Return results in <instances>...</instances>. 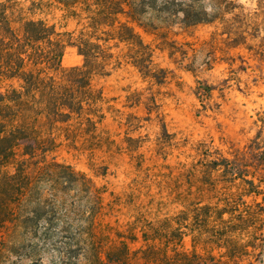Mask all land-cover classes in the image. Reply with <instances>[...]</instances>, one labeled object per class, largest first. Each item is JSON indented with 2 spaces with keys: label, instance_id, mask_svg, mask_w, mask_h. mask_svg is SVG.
I'll return each instance as SVG.
<instances>
[{
  "label": "rangeland",
  "instance_id": "rangeland-1",
  "mask_svg": "<svg viewBox=\"0 0 264 264\" xmlns=\"http://www.w3.org/2000/svg\"><path fill=\"white\" fill-rule=\"evenodd\" d=\"M162 1L156 0L157 6ZM172 1L200 6L211 21L184 26L180 14L147 10L146 22L153 28L134 30L152 50V69L162 70L157 81L133 66L125 44L110 40L115 59L106 76L92 81L102 95L101 122L84 134L56 133L55 148L47 157L84 173L100 189L102 208L94 224L100 254L120 243L131 252L155 245L168 253L203 254L183 221L176 219L189 203L218 199L211 193L200 195L198 162L206 152L229 157L245 146L255 134L256 113L264 110V53H255L264 50V0ZM24 16L42 19L57 32L78 33L87 25L85 15L71 17L53 3ZM229 28L251 49L229 47ZM82 63L74 47L65 48L63 68ZM203 84L214 89L196 95ZM215 181L217 188L223 186ZM243 201L264 208L260 197L244 196ZM72 219L53 227L55 235L46 239L41 230L34 237L15 222L6 223L0 228V264H90L93 252L82 249L86 235L77 234L78 223ZM68 223L72 226L67 229ZM174 230L184 233L179 237ZM250 230L251 255L240 264H264V214ZM31 242L37 245L28 246Z\"/></svg>",
  "mask_w": 264,
  "mask_h": 264
},
{
  "label": "trees",
  "instance_id": "trees-1",
  "mask_svg": "<svg viewBox=\"0 0 264 264\" xmlns=\"http://www.w3.org/2000/svg\"><path fill=\"white\" fill-rule=\"evenodd\" d=\"M26 1L28 6L21 0H0V228L15 222L24 234L35 237L41 230L46 239L55 235L53 227L73 216L78 223L77 234L86 235L81 240L82 249L93 252L90 264L242 263L251 255L248 247H252L253 235L250 238L249 229L253 231L264 214L259 202L248 206L243 201L244 196H253L264 202V110L256 113L255 134L245 146L232 150L229 157L206 152L198 162L200 195L211 193L218 199L213 204L189 203L176 219L183 221L194 247H201V255L175 249L168 253L155 245L131 252L124 243L109 246L100 254V234L94 226L102 208L100 189L84 173L47 158L55 148L56 133L84 134L101 122L102 95L92 81L96 76H106L115 59L110 40L125 44L133 66L157 81L162 70L152 69V50L134 26L153 28L146 22L147 10L180 14L184 26L210 22L207 12L200 6L172 0H163L159 6L156 0ZM52 3L71 17L85 15L86 27L78 33L57 32L42 19L24 16ZM119 16L126 20L120 21ZM16 23L19 29L14 27ZM232 29H228V46L251 49L237 41L240 34ZM69 46L82 57L80 66H61ZM255 53L261 55L264 50ZM198 89L201 92L196 91V95L206 96L214 88L203 84ZM215 180L223 186L217 188ZM67 225V229L72 226ZM183 233L175 231L179 237ZM136 254L140 256L135 259Z\"/></svg>",
  "mask_w": 264,
  "mask_h": 264
}]
</instances>
